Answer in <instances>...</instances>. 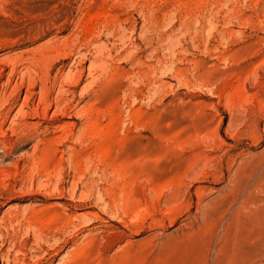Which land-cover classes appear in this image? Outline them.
Segmentation results:
<instances>
[{
  "label": "rangeland",
  "instance_id": "obj_1",
  "mask_svg": "<svg viewBox=\"0 0 264 264\" xmlns=\"http://www.w3.org/2000/svg\"><path fill=\"white\" fill-rule=\"evenodd\" d=\"M0 264H264V0H0Z\"/></svg>",
  "mask_w": 264,
  "mask_h": 264
},
{
  "label": "bare ground",
  "instance_id": "obj_2",
  "mask_svg": "<svg viewBox=\"0 0 264 264\" xmlns=\"http://www.w3.org/2000/svg\"><path fill=\"white\" fill-rule=\"evenodd\" d=\"M26 136V135H25ZM25 156V155H24ZM29 162V161H28ZM222 250V249H221ZM221 250L219 251V253L221 252ZM222 253V252H221ZM224 253V252H223ZM220 255V254H219Z\"/></svg>",
  "mask_w": 264,
  "mask_h": 264
}]
</instances>
